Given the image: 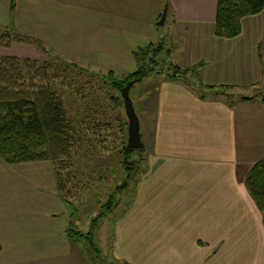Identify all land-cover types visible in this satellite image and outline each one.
Returning <instances> with one entry per match:
<instances>
[{"label": "crops", "instance_id": "obj_1", "mask_svg": "<svg viewBox=\"0 0 264 264\" xmlns=\"http://www.w3.org/2000/svg\"><path fill=\"white\" fill-rule=\"evenodd\" d=\"M216 7L217 0H14L13 7L0 0V30L27 38L0 47V55L52 54L127 74L137 68L136 50L161 41L175 48L179 65H200L204 85L264 89V9L224 38L214 32ZM136 95L145 156L133 200L117 220L116 258L264 264L262 213L244 184L264 157V103L215 91L202 98L165 77ZM65 202L51 161L0 158V264H88L68 236Z\"/></svg>", "mask_w": 264, "mask_h": 264}, {"label": "trees", "instance_id": "obj_2", "mask_svg": "<svg viewBox=\"0 0 264 264\" xmlns=\"http://www.w3.org/2000/svg\"><path fill=\"white\" fill-rule=\"evenodd\" d=\"M13 5L14 0H11V7ZM262 9H264V0H217L215 34L224 38L237 36L241 31V18L256 14ZM1 31L0 46H8L14 40H27L14 31ZM163 47L160 41L155 45L136 50L134 58L137 68L122 78H112L114 72L111 70L100 77L117 91L131 79L140 81L153 72L152 66L156 63V56ZM57 59L61 60L59 57ZM61 62L65 66L83 69L74 62L67 60H61ZM49 63L30 58L0 55V158L8 164L51 161L54 166L57 189L63 193L66 189L67 176L72 174L70 153L75 139L62 92L55 87L56 76L54 72H51ZM199 66V64L193 66L175 64L173 71L167 73L165 78L182 80L195 89L202 98L206 92L215 91L226 94L231 99L251 100L258 97L264 103V93L236 95L230 92L236 86L202 84ZM189 75L192 76L191 81ZM119 97V101L123 104L121 93ZM111 98L115 102L118 101L115 97L111 96ZM123 147V162L136 166L139 160L137 158L129 160L130 154L140 153L142 148L133 150L128 148L126 143ZM244 184L256 207L262 213L264 226V157L249 168ZM65 201L70 203L68 199ZM67 233L72 241L83 238L89 240L90 245L93 246L90 240L91 231L84 233L70 226Z\"/></svg>", "mask_w": 264, "mask_h": 264}, {"label": "rangeland", "instance_id": "obj_3", "mask_svg": "<svg viewBox=\"0 0 264 264\" xmlns=\"http://www.w3.org/2000/svg\"><path fill=\"white\" fill-rule=\"evenodd\" d=\"M174 49L164 46L156 56L153 72L130 87L129 94L137 113V91L141 92L147 85L153 88V82L164 78L179 63ZM57 58V55L46 54L37 61L50 62V70L56 76L55 87L62 92L73 127L75 141L70 153L72 174L67 176L66 189L63 191L64 198L70 202L68 206L71 210L72 229L84 233L91 231L93 246L87 239L77 240L88 264H131L116 258L113 242L116 238L117 220L133 200L145 155L142 152L130 154L129 160H139L136 166L123 162L127 118L123 104L119 101L120 90L117 91L100 77L108 71L84 66L83 69L65 66L61 62L65 59ZM157 70L161 72H156ZM125 75L114 73L111 77L122 78ZM189 78L191 81L192 76L189 75ZM230 92L255 95L264 93V89L255 87L233 89ZM111 96L118 101L115 102ZM127 167L131 169L128 170ZM38 172L45 174L44 169Z\"/></svg>", "mask_w": 264, "mask_h": 264}, {"label": "water", "instance_id": "obj_4", "mask_svg": "<svg viewBox=\"0 0 264 264\" xmlns=\"http://www.w3.org/2000/svg\"><path fill=\"white\" fill-rule=\"evenodd\" d=\"M166 15V8L163 9L158 21L163 24ZM137 82V79L129 80L121 89L120 93L123 100L124 113L127 118V142L126 146L130 149H140L144 146L139 130V118L135 112L133 101L130 97V87Z\"/></svg>", "mask_w": 264, "mask_h": 264}]
</instances>
